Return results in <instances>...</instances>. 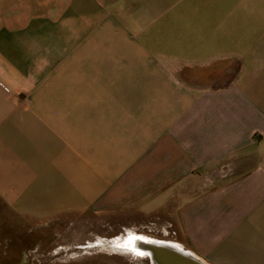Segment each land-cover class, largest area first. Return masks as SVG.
<instances>
[{
  "label": "crops",
  "instance_id": "1",
  "mask_svg": "<svg viewBox=\"0 0 264 264\" xmlns=\"http://www.w3.org/2000/svg\"><path fill=\"white\" fill-rule=\"evenodd\" d=\"M174 200L202 262L264 264V0H0V216Z\"/></svg>",
  "mask_w": 264,
  "mask_h": 264
},
{
  "label": "rangeland",
  "instance_id": "2",
  "mask_svg": "<svg viewBox=\"0 0 264 264\" xmlns=\"http://www.w3.org/2000/svg\"><path fill=\"white\" fill-rule=\"evenodd\" d=\"M178 204L174 200L172 209L160 210V216H135L126 210L45 219L7 216L6 221L0 216V264H151L146 256L113 246V241H124L133 232L178 243ZM1 211L4 214L2 203Z\"/></svg>",
  "mask_w": 264,
  "mask_h": 264
},
{
  "label": "water",
  "instance_id": "3",
  "mask_svg": "<svg viewBox=\"0 0 264 264\" xmlns=\"http://www.w3.org/2000/svg\"><path fill=\"white\" fill-rule=\"evenodd\" d=\"M156 241L157 243H144L143 246L141 245L146 249V254L140 255L146 256L151 264H205L186 250L180 251L167 245L166 242H170V240L156 239Z\"/></svg>",
  "mask_w": 264,
  "mask_h": 264
},
{
  "label": "bare ground",
  "instance_id": "4",
  "mask_svg": "<svg viewBox=\"0 0 264 264\" xmlns=\"http://www.w3.org/2000/svg\"><path fill=\"white\" fill-rule=\"evenodd\" d=\"M132 233L130 235H128L126 238H124V241L123 240L122 241H119V240L113 241V246L114 245L119 246L123 249H128V250H131V251L138 253V254H146V249L142 247L143 244L144 243H157L156 239H153V238L148 237L146 235H140V234L133 235ZM166 243H167V245H170V246H172V247H174L180 251L186 250L187 252L191 253L195 258H197L196 255H194L191 251L183 248L179 243H177L175 241H172V242L170 241V242H166ZM198 260L201 261L200 259H198Z\"/></svg>",
  "mask_w": 264,
  "mask_h": 264
}]
</instances>
